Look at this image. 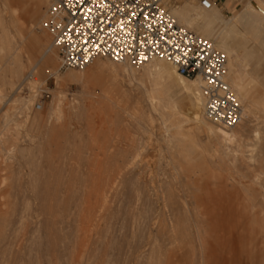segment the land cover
<instances>
[{
    "label": "rangeland",
    "instance_id": "obj_1",
    "mask_svg": "<svg viewBox=\"0 0 264 264\" xmlns=\"http://www.w3.org/2000/svg\"><path fill=\"white\" fill-rule=\"evenodd\" d=\"M47 1V5L42 4L40 7L32 0H7L8 5L5 7L7 13L13 7L18 9L17 21L26 23L30 33L19 48L24 68L20 82L8 83L11 75L7 70L13 65V60L6 59L8 50L0 53L2 75L0 178L3 176L7 178L9 211L14 207L15 214L21 215L24 207L33 205L30 209L33 211L37 209L38 214L36 212V216L34 214L32 219L29 218L23 230H18L14 236L12 229L16 225L12 224L14 227L10 225V230L9 224L0 221V264H201L203 257L200 244L197 242L195 218L198 220L200 230L207 229L208 224L213 225L206 232L209 236L206 245L213 246L211 251L215 256L205 264H264V203L259 195L261 191L264 194L262 119L254 117L244 137L242 144L246 158L242 159L239 155L234 160V166L227 159L226 162L222 160L224 163L222 164L217 156L213 155V158L209 153L205 155L207 153L205 134L200 133L193 125L192 117L190 119L196 102L191 95L181 92L180 84L176 80L178 73L172 66L167 65V62L163 61L165 65L172 67L170 73L164 72V75L159 77L158 68L154 70L152 68L151 71L154 73L150 74L149 80L142 83L140 79L144 73L143 66H131L133 69L129 66L130 69L125 71L127 74L124 72L122 76L115 73L112 75L115 63L106 59L95 61L97 62L95 64H99L97 67L105 69L103 72L93 71L94 65L86 67L82 73H78L81 70L59 71V53L52 47L55 64L50 60L52 62L50 64L54 66L48 70L44 66V61L38 59L39 51L30 47L31 43L44 33L50 43L52 42L51 36L44 28L50 7V0ZM202 1L164 0V5L169 12L176 8L191 10L195 14L192 18L195 23L200 22L203 16L213 19L216 33L222 31L225 47L237 51L243 63L248 64L246 72L250 83L246 82V85L251 97L255 96L257 106L255 113L263 117L264 0H208L216 6L212 7L213 9H205ZM1 3L0 0V6ZM37 11L43 14L41 21L32 19ZM229 20L232 22L226 26ZM192 27V31L202 36L194 28V24ZM206 40L213 42L216 48L219 47L218 42L213 39ZM217 49L225 53L222 49ZM230 59L228 57L229 64ZM108 69H112V73H109ZM130 70H133V73ZM29 73H33V81L26 79ZM84 73L90 74L87 76L88 82L84 84L69 78L71 74ZM57 80L62 84L56 85ZM18 84L20 89L16 90ZM155 87L163 89L165 99L175 108V115L167 116L169 119L166 116L159 117L160 114L155 110L153 102L155 101L157 105L158 98L153 100L147 97V91ZM42 90L45 93L33 98L37 91ZM62 95L65 98L61 101L64 100L63 104H66V107L89 98L90 101L95 100L101 104L95 101L84 102V111L82 110L79 116L66 112L68 118L61 127H56L60 130L55 129L49 134L42 128L47 123L48 125L54 123V119L49 120L48 113L51 104ZM21 101L29 102L26 108H21ZM38 102L42 104L40 111L34 109ZM140 109L146 113L144 118L147 117L140 122L143 126H140L141 131L135 126L137 123L133 119L138 118ZM118 115L123 124L133 119L134 126L132 124L125 128L117 119ZM179 115L184 119L180 120ZM164 118L167 120H163ZM187 119L192 120L191 123ZM168 120L170 121L166 122ZM170 125L179 126L187 135L183 138H186L183 139L182 135L177 142L168 140L172 132L167 131ZM254 129L261 131L259 138H252L251 133ZM190 135L192 141L188 140ZM185 141H189L190 144L188 142L185 144ZM13 146L31 149L29 164H24L20 172L10 160H6ZM186 147L191 151L185 149ZM200 153L203 154L199 155ZM126 164L134 171L131 179V175L129 178L118 175L121 168L129 166ZM256 173H260L259 183L250 184ZM239 179L244 185H251L252 190L254 189L250 197L238 186ZM114 182L116 185L114 188L118 184L122 186L118 185L117 190H113L115 193H112L110 185ZM36 195L42 199H37ZM43 199L44 202L38 201ZM41 202L44 208L38 205ZM258 202L261 205H257ZM170 204L175 208L179 204L177 208H182L181 212L188 208L185 218L190 219L191 226L185 223V219L183 224L181 222L180 225H174L172 229L168 223ZM253 205L256 209L252 207ZM198 208L204 209L203 212L201 210L202 213L198 212ZM70 209L73 213L70 214L73 216L76 214L74 218H70L72 215L69 216ZM208 212H211V217L210 214L208 216L209 221ZM197 214L201 215L202 219L201 217L199 219ZM87 220L92 221L90 222L92 224ZM67 221L72 223L69 225ZM64 222L65 224H62ZM184 224L187 225L184 227L182 226ZM86 232L88 235L85 236ZM180 232L183 237L175 240V236ZM6 233L8 237L5 240L3 236ZM201 233L203 234L202 230ZM167 237H173L174 240L169 241ZM222 237L224 239H221Z\"/></svg>",
    "mask_w": 264,
    "mask_h": 264
},
{
    "label": "bare ground",
    "instance_id": "obj_2",
    "mask_svg": "<svg viewBox=\"0 0 264 264\" xmlns=\"http://www.w3.org/2000/svg\"><path fill=\"white\" fill-rule=\"evenodd\" d=\"M2 3H1V6H0V53L1 51L3 50H8V55L6 57V59L8 60H13V65L10 67V69H8V73L10 72V75L11 77L9 78L8 80V83L10 82V84H15V83H18L20 82V80L22 79V76L24 75L23 74V71H24V68L22 66V63H21V56H20V45L22 44L24 38L30 33V29H28V27L26 26V23L24 22H18L17 19H18V9L17 8H11L10 11H8V13L6 12V9L5 7L8 5L7 4V0H1ZM35 4H38L40 7H42V4L44 5H47L46 3H48L47 0H32ZM252 1V0H251ZM255 3V1L253 2ZM255 5V4H254ZM261 5V4H260ZM203 6V5H202ZM212 6V4H211ZM204 7V6H203ZM20 8V7H19ZM205 8V7H204ZM257 8V7H256ZM39 9V8H38ZM207 9V8H205ZM208 9H213V8H208ZM20 10V9H19ZM41 12V11H40ZM37 11V14L33 15V20L34 21H41L42 20V13H40ZM43 12V11H42ZM172 12V13H171ZM170 12V14L172 15V17L176 20V22L185 27V28H189V30L191 29L192 31V26L194 24V28H196L198 30V32L204 36L206 39H213L215 42H218L219 44V47L217 48H220L222 49L225 53V56L231 58L230 59V64L228 63L227 64V76H226V81L227 83L229 84L230 88H231V91L233 92V94L237 97V99L239 100L240 104L242 105V108H243V114H242V120L240 121V123L238 125H236L235 127L233 128H230V129H226V128H223L221 127L220 125L218 124H215L207 115V99L204 95V86H205V81L201 78V77H197L195 79H187L185 78L184 76L180 75L176 70V72L178 74H176V80L177 82L180 84L179 88L181 90L182 93L184 94H189L191 95L195 102H196V108L193 109V112H192V116L190 115V119L192 117V120H193V125L195 126V128L200 131V133H204L205 134V137H206V146H207V153L205 154L206 156L211 154L210 157H212L213 155L214 156H217L223 163L222 160H228L229 162H231V165L234 166V160H236V158L240 155L242 157V159H245L246 156H244V151H243V141H244V137L246 135V133L248 132L249 130V127H250V123L252 122V119L254 117H257V119L261 118L262 119V122L264 124V116L261 117V116H258L255 112L257 111V106H256V102L254 101L255 100V96L254 97H251V94L249 92V89L246 85V82L247 83H250V80H249V76L246 72V68L248 67V64H244L243 63V60L241 59L239 53H237V51L233 50V49H230V48H226L225 47V41L224 39H222V36H221V32L219 33H216V28H214V21L211 17L209 16H203V19L198 22V23H195L193 21V16H195V14H193V12H191V10H187V9H183V10H178L177 8L176 9H172V11ZM42 14V15H41ZM41 15V17L39 16ZM22 18V17H21ZM41 18V19H40ZM232 20V19H231ZM231 20L227 21V23L225 24L227 26V24H229L230 22H232ZM23 21V20H22ZM220 27V26H219ZM225 29V28H224ZM222 29V30H224ZM194 32V31H192ZM195 33V32H194ZM197 34V33H196ZM35 36V35H33ZM200 36V35H199ZM201 36V37H202ZM203 38V37H202ZM213 43V42H212ZM214 47L216 48L215 44L213 43ZM24 46V45H23ZM30 47L34 50H38L39 51V54H40V57L38 58L40 61H44V66L45 68H47L48 70L54 66L50 63H52L51 61L53 60V64L54 63V58H52V47L55 48L54 44H53V41L50 43L49 41V38L48 36L46 35V33H44L43 35H41L39 38L36 39V41H34V43H31ZM57 50V49H56ZM219 50V49H218ZM220 51V50H219ZM222 52V51H221ZM6 53V54H7ZM14 53V55H13ZM223 53V52H222ZM228 57H227V60H228ZM24 58V57H23ZM31 59V58H30ZM51 60V61H50ZM98 60V59H96ZM96 60H94L90 65H94V70L92 67H90V69L92 68L93 71L95 72H103L105 71V69L103 68H100V67H97L99 64H95L97 62H95ZM108 60V59H106ZM46 61V62H45ZM50 61V62H49ZM110 61V60H109ZM164 60H152L150 62H148L147 64L143 65L144 69L142 70L144 73L142 74V77L140 79V81L142 83H144L146 80H149V76L150 74L153 72L151 71V69L153 68H158L157 70V74L159 77H162L164 75V72H167V73H170L171 71V68L173 67L170 63H168L167 61V65L169 66H172L171 68L168 67L167 65L164 64L163 62ZM39 62V61H38ZM112 62V61H111ZM114 63V62H112ZM116 64V65H115ZM114 66H113V74L112 75H121L127 71L128 69H130V65L128 64H119V63H115ZM25 65V64H24ZM89 65V66H90ZM5 66V65H4ZM8 66V65H7ZM57 66V65H56ZM130 66V67H129ZM6 67V66H5ZM88 67V66H87ZM105 67V66H104ZM141 67V66H140ZM85 69V68H84ZM87 69V68H86ZM88 69V72L89 70ZM131 69H133L131 67ZM175 68L173 67V70ZM44 70V69H43ZM78 70H81L80 72L78 73H82L83 69H78ZM110 70V69H108ZM112 70V69H111ZM111 70L109 71V73H112ZM1 71V70H0ZM59 71H60V57H59ZM131 73H133L132 71L133 70H130ZM174 71V72H175ZM31 72V71H30ZM86 72V73H88ZM175 72V73H176ZM56 73H59L58 71H56ZM80 74V75H75V74H71V76L69 77L72 81H76V82H80L82 84L86 83V81L88 82L87 80V76L90 75V74ZM92 73V72H91ZM107 73V72H106ZM109 73L107 75H109ZM115 73V74H114ZM126 73V72H125ZM128 73V72H127ZM126 73V74H127ZM136 73V72H135ZM134 73V74H135ZM154 73V72H153ZM100 74V73H99ZM104 74V73H103ZM156 74V73H155ZM166 74V73H165ZM1 75V74H0ZM54 75V74H53ZM92 75V74H91ZM93 76V75H92ZM2 77V75L0 76V78ZM115 77V76H114ZM152 77V75H151ZM154 77V75H153ZM152 77V78H153ZM156 77V76H155ZM26 79H31L32 81L34 80V75L33 73H29L27 78ZM93 79V78H92ZM7 80V79H6ZM91 81V79H89ZM90 83V82H89ZM147 83V82H146ZM62 84L61 81L57 80L56 81V85H60ZM146 85V84H145ZM2 86L0 85V94L2 93ZM17 89H20L19 88V84L18 86L16 87V90ZM42 93H45L43 90L42 91H37L34 95L33 98H37L39 96H41ZM126 93V91H125ZM148 93V98L149 99H155V98H158V104L156 105L155 101L153 102L155 105H153L155 107V110L157 111V113H159V117L162 116V118L164 116H173L175 115V108L173 107V104L165 99L164 97V91L162 88H159V87H155V88H151L147 91ZM253 93V92H252ZM87 94V93H86ZM256 95V94H255ZM33 96V95H32ZM92 96V95H91ZM126 96V95H125ZM90 97V96H89ZM56 98V97H55ZM62 98H65L64 95H62L61 97H57L56 101L54 103H52L50 106V112L48 113V118L49 120H53L54 119V123L53 124H50L48 125V123L46 125L43 126L42 130L44 129L45 131H47L49 134L52 133V131H55L56 127H61L62 124H64V121L66 120L67 117V114H73L75 113V115L79 116L83 110V106H84V102L86 103L87 102H90V103H94L95 100L93 101H90L89 99H85V100H81L80 102L78 103H74L72 105H68L67 107L63 104V101H61ZM92 98V97H91ZM32 99V98H31ZM99 100V99H98ZM27 102L28 101H21L20 102V106L22 109L26 108L27 106ZM96 103L98 104H101L99 103L98 101H95ZM101 102V100H100ZM29 103V102H28ZM264 106V105H263ZM34 109L36 111H40L42 110V104H41V108L39 110H37L34 106ZM152 109V107H151ZM167 110L168 112L167 113H164L165 110ZM264 109V108H263ZM262 110V109H261ZM84 111V110H83ZM154 111V110H153ZM67 112V114H66ZM262 112V111H261ZM144 113L145 111L140 109L139 112H138V118L137 117H134V121L137 123H135L136 125L135 126H138V129L140 130V126L143 127L141 125V120L143 119H147L144 118ZM146 114V113H145ZM127 116V115H126ZM132 116V115H131ZM137 116V115H136ZM180 116V115H179ZM119 122L121 124H123V121L120 120V116L118 115L117 116ZM128 117V116H127ZM168 118V117H167ZM180 120H182V116H180ZM124 119V118H123ZM122 119V120H123ZM130 119V118H129ZM133 119L131 122L128 121V123L126 122L125 124H123L125 126V128L129 127L130 125L133 124L134 126V123H133ZM169 119V118H168ZM173 119V117H172ZM171 119V120H172ZM184 119V118H183ZM190 119H187V120H190ZM48 120V121H49ZM149 120V119H148ZM163 120H167V119H163ZM178 119V121H180ZM190 120V123L191 121ZM170 120L166 121V122H169ZM173 121V120H172ZM171 121V122H172ZM186 121V120H185ZM118 122V121H117ZM146 122V121H145ZM164 122V121H163ZM182 122V121H181ZM189 122V121H188ZM43 123V122H42ZM52 123V122H51ZM119 123V124H120ZM35 125H37L36 123H33ZM40 124V123H39ZM118 124V125H119ZM172 124V123H171ZM181 124V123H180ZM117 125V124H116ZM38 126V125H37ZM168 126V125H167ZM172 125H170L171 127ZM169 127V129L172 128V130H167V131H172L170 133V140L171 142H177L179 141V136H182V138L184 136H187L185 134V132H183L179 126L177 125H173L171 128ZM137 128V127H136ZM59 129V128H58ZM56 129V130H58ZM63 129V128H62ZM129 129V128H128ZM127 129V130H128ZM138 129H137V132H138ZM167 129V128H166ZM194 129V128H193ZM43 130V131H44ZM60 130V129H59ZM134 131V129H131ZM120 131V130H119ZM141 131V130H140ZM139 131V132H140ZM143 131V130H142ZM166 133V132H165ZM197 134V133H196ZM260 134H261V131L259 129H254L251 133V136L253 139H256V138H259L260 137ZM46 135V133H45ZM48 135V134H47ZM195 135V134H194ZM168 137V136H167ZM192 136L190 135V137L188 136V140H191L192 141ZM186 138V137H185ZM183 138V139H185ZM167 140V139H166ZM194 140V139H193ZM139 141V140H138ZM140 142V141H139ZM167 142V141H165ZM186 142L189 143V141H185V144ZM180 143V142H178ZM177 143V144H178ZM195 143V142H194ZM192 143V144H194ZM142 144V143H141ZM144 144V143H143ZM184 144V145H185ZM190 144V143H189ZM181 145V144H180ZM188 145V144H187ZM144 146V145H143ZM193 146V145H192ZM140 147V146H138ZM183 147V146H182ZM184 148V147H183ZM188 147H186L185 149H187ZM197 148V147H196ZM189 149V148H188ZM118 150V149H117ZM138 150V149H137ZM177 150V149H176ZM190 150V149H189ZM197 150V149H196ZM203 150V149H202ZM173 151V150H172ZM191 151V150H190ZM179 152V151H178ZM30 153H31V149L29 148H26V147H19V146H13V148L10 149L8 155L6 156V160H10V163H13V165H15L17 168H18V171L20 169L23 168L24 164H29L28 163V160H29V157H30ZM117 153V152H116ZM175 153V152H174ZM194 153H195V150H194ZM179 154V153H178ZM188 154V153H187ZM203 153H200L199 155H202ZM183 155V153H182ZM205 156V158H206ZM213 156V158H214ZM141 157V156H140ZM186 157V155H185ZM188 157V156H187ZM200 157V156H198ZM204 157V155L202 156ZM209 157V158H210ZM213 158H210L212 160H214ZM217 158V159H218ZM176 159V158H175ZM208 159L209 161H212ZM216 159V158H215ZM219 159H218V163H219ZM177 161V160H176ZM179 161V160H178ZM177 161V162H178ZM193 161V160H192ZM196 162V161H195ZM213 162V161H212ZM226 162V161H225ZM7 163V162H6ZM5 163V164H6ZM180 163V162H179ZM230 164V163H229ZM9 165V164H8ZM126 165H129V164H126ZM7 166V165H5ZM132 166V165H131ZM216 166V165H215ZM225 166V165H224ZM8 167V166H7ZM7 167H5L7 169ZM10 167V166H9ZM127 167V166H126ZM214 167V166H213ZM15 168V167H14ZM139 168V167H138ZM13 169V168H12ZM216 170V169H215ZM2 171L4 172L5 169H2ZM118 171V170H117ZM201 171V170H200ZM20 172V171H19ZM18 172V173H19ZM134 171H132V168H130V165L125 168H121L120 170V173H118L119 177H127L128 178L130 177V179L132 178V175L134 174L133 173ZM195 172V171H194ZM193 172V174H194ZM238 172V170L236 171ZM197 174V173H196ZM148 175V174H147ZM188 175V174H187ZM177 176V175H176ZM118 177V176H117ZM135 177V175H134ZM123 179V178H121ZM120 179V180H121ZM173 179V178H172ZM171 180V179H170ZM123 181V180H122ZM128 181V180H127ZM147 181V180H146ZM167 181V180H166ZM174 181V180H173ZM260 181V173H256L253 175L252 177V180H251V183L250 184H256V183H259ZM117 182H121V181H117ZM116 182V183H117ZM180 182V180H179ZM183 182V181H182ZM6 183H7V178L5 176L1 177L0 178V221L2 220L3 223L5 224H9V229L11 230V226L12 224H15L16 226L14 227L13 225V229H12V235L14 236L16 232H18V230H21L26 222L28 223L27 220L32 219L31 217L35 214L36 216V212L38 214V210L36 209L35 211L31 210L30 207L32 208V206H29L27 205L26 207H24V210H22L23 212L21 213V215H17L15 214V211H14V207H12L11 211H9V203H8V200H9V196L7 194V191H6ZM129 183V182H127ZM176 183V182H175ZM237 183L239 184L238 186H240V188H242L247 194L248 196L250 197L252 195V187L251 185H244L243 182L241 181V179H239V181H237ZM114 185H115V182L114 183H111L110 185V188L112 189V191L115 189L117 190V188L119 187L118 184L116 188H114ZM133 185V184H132ZM148 185V184H147ZM116 186V185H115ZM122 186V185H120ZM124 186V185H123ZM134 186V185H133ZM146 187V186H145ZM194 187V186H193ZM110 188L109 191L111 190ZM144 188V187H143ZM190 188V186H189ZM195 188V187H194ZM131 189V188H130ZM146 189V188H145ZM150 189V188H149ZM193 189V188H192ZM264 189V188H263ZM114 190V191H115ZM141 190V189H140ZM139 190V191H140ZM183 190V189H182ZM181 190V191H182ZM191 190V189H190ZM194 190V189H193ZM197 190V189H195ZM37 191V190H35ZM101 191V190H100ZM108 191V190H107ZM112 192V193H115V192ZM122 191V190H121ZM132 191V190H131ZM264 191V190H263ZM150 192V191H149ZM255 192V191H254ZM262 192V191H261ZM259 195H261L260 199H262V203H264V194L261 193ZM102 193H104V191L102 190ZM140 193V192H139ZM106 194V193H105ZM141 194V193H140ZM101 195V194H100ZM40 196V195H39ZM103 196V195H101ZM37 199H42V197H38V195H36ZM47 197V195H46ZM45 197V198H46ZM147 197V196H146ZM256 197V196H255ZM252 198V197H251ZM257 198V197H256ZM27 199V198H26ZM35 199V198H34ZM48 199V198H46ZM164 199V198H163ZM254 199V197L252 198ZM251 199V200H252ZM32 200V199H31ZM87 200V198H86ZM90 200V199H89ZM250 200V199H249ZM34 201V200H33ZM32 201V202H33ZM38 201H43L44 202V199L43 200H38ZM37 201V202H38ZM48 201V200H47ZM54 201V200H53ZM60 201V200H58ZM85 201V199H84ZM166 201V200H164ZM174 201V200H173ZM242 201V200H241ZM258 201V200H257ZM256 201V202H257ZM36 202V201H35ZM253 202V201H252ZM48 203V202H47ZM46 203V204H47ZM28 204V203H27ZM73 204V203H72ZM78 204V203H77ZM89 204V203H88ZM164 203H162L163 205ZM175 205V203H173ZM185 204H186V201H185ZM194 204V203H193ZM243 204V203H242ZM257 205H261L258 203H256ZM40 205V207H45L44 204L43 206L42 205V202L41 204H38ZM70 205V203L68 204ZM74 205V204H73ZM81 205V204H80ZM166 205V204H165ZM174 205L171 206L170 204V208H171V213H170V216L168 217L169 218V221L168 223H170V226L173 227L172 229H174V225H180L179 223L182 222V224L184 223L185 221V217L187 216L186 215V210L188 209H184V214H181V210L182 208L180 209L179 207L177 208V204L176 205V208L174 207ZM247 205V204H246ZM251 206V204H249ZM37 206V205H36ZM47 206V205H46ZM147 206V204H146ZM187 206V205H186ZM199 206V205H197ZM234 206V205H233ZM243 206V205H242ZM48 207L50 208V206L48 205ZM57 207V206H56ZM59 207V205H58ZM57 207V208H58ZM66 207V206H64ZM79 207V205H78ZM82 207V206H81ZM149 207V206H148ZM169 207V206H167ZM166 207V208H167ZM181 207V206H180ZM183 207V206H182ZM253 208H255V205L252 206ZM261 207V206H260ZM34 208V207H33ZM38 208V207H37ZM70 208V207H69ZM84 208V207H83ZM91 208V207H90ZM248 208V206H247ZM252 208V209H253ZM40 209V208H38ZM52 209V208H50ZM67 209V208H66ZM81 209V208H80ZM87 209V208H86ZM168 209V208H167ZM194 209V208H193ZM256 209V208H255ZM49 210V209H48ZM82 210V209H81ZM155 210V209H154ZM201 210V209H200ZM199 208L197 209L198 212H200ZM204 210V209H202ZM201 210V211H202ZM262 210V209H261ZM41 211V210H40ZM53 210H51L52 212ZM150 211V210H149ZM164 211V210H163ZM196 211V212H197ZM46 212V211H44ZM50 212V211H49ZM48 212V214H49ZM76 212V211H75ZM86 212V211H84ZM203 212V211H202ZM200 212V213H202ZM206 212V210H205ZM234 212V211H233ZM41 213V212H40ZM69 213V216L72 215L73 213L71 212V209H70V212ZM72 213V214H70ZM187 213L189 214V211H187ZM195 213V212H194ZM211 212H208V215L207 217L209 216ZM237 213V212H236ZM199 214V213H198ZM197 214V216H198ZM231 214V213H230ZM40 215V214H39ZM163 215V214H162ZM183 215V216H182ZM203 215V214H202ZM213 215V214H212ZM9 216V217H8ZM74 216H76V214H74ZM74 216H70V218H74ZM181 216H182V219H181ZM205 216V214L203 215ZM10 217H15L14 220H12V218ZM201 217L202 219V216H198V218ZM210 217H211V214H210ZM200 219V218H199ZM208 221H209V217L207 218ZM213 219V218H212ZM234 219V218H233ZM16 220V221H15ZM64 220V218H63ZM70 220V219H69ZM74 220V219H73ZM92 220V219H90ZM183 220V221H181ZM203 220H204V217H203ZM59 221L62 222V220L60 219ZM89 221V220H87ZM261 221H263L261 219ZM48 222V221H47ZM66 222V220H65ZM62 223V224H65ZM69 222V221H67ZM71 222V221H70ZM70 222H69V225H70ZM92 222V221H89V223ZM205 222V221H204ZM72 223V222H71ZM88 222H86L87 224ZM100 223V222H99ZM144 223V222H143ZM185 223H187L188 225H190V219H186ZM190 223V224H189ZM242 223V222H241ZM73 224L74 221H73ZM72 224V225H73ZM92 224V223H90ZM148 224V223H147ZM162 224V223H160ZM187 224H184L182 226H186ZM194 224H195V227L197 228H194L196 229L197 231V238H198V241L199 244H200V249H201V255H202V263L201 264H205L207 261L211 260L214 256H215V253L212 250L213 246H207L206 245V241H207V238L209 237L208 234H206L207 230L211 229L213 227L212 223L209 225L208 224V227L207 229L204 228V229H201L203 231V234L201 233V230L199 229L198 227V220L195 218L194 220ZM214 224V223H213ZM67 225V224H66ZM68 225V226H69ZM89 225V224H88ZM144 225V224H143ZM167 225V224H165ZM218 225V224H217ZM149 226V225H148ZM191 226V225H190ZM7 227V229H8ZM89 227V226H88ZM92 227V226H91ZM180 227V226H179ZM193 227V226H192ZM211 227V228H210ZM90 228V227H89ZM88 228V230H89ZM176 228V227H175ZM187 228V227H186ZM80 229V228H79ZM78 229V230H79ZM180 229V228H179ZM23 230V229H22ZM83 230H86V229H83ZM184 231V229H182ZM82 231V230H81ZM80 231V232H81ZM87 231V230H86ZM91 231V230H90ZM93 231V230H92ZM97 231V230H96ZM11 232V231H9ZM84 232V231H83ZM192 232V231H191ZM82 233V232H81ZM93 233V232H91ZM85 234V233H84ZM95 234V233H94ZM193 234V233H192ZM196 234V232H195ZM88 235L87 232L85 234V236ZM90 235V234H89ZM170 235V234H169ZM168 235V236H169ZM172 235V234H171ZM179 235L181 237H179ZM188 236V235H187ZM242 236V235H241ZM240 238L242 239L243 236ZM5 240L7 239L8 237V234L6 233L5 236ZM66 237V236H65ZM171 237V236H170ZM170 237H167L168 240L170 241H173V237L170 238ZM183 237V234L180 232V234L178 233L177 236H175V240H178V238H182ZM191 237V236H190ZM192 238V237H191ZM51 239V238H50ZM221 239H224L223 237ZM4 240V238H3ZM60 240V239H59ZM64 240V239H63ZM140 240V239H139ZM58 241V240H57ZM62 241V240H61ZM193 241V240H192ZM60 242V241H58ZM70 242V241H69ZM145 242V241H144ZM143 242V243H144ZM67 245V244H66ZM70 245V244H69ZM62 246V245H61ZM68 248V247H67ZM157 251V249H156ZM154 252V250H153ZM152 252V254H153ZM155 253V252H154ZM159 253V252H158ZM61 255V254H60ZM66 255V254H65ZM146 255V254H145ZM158 255V254H157ZM64 256V255H63ZM149 256V255H148ZM147 256V257H148ZM207 256V257H206ZM208 258L207 259H205ZM154 258V257H153ZM158 259V258H157ZM153 260V259H152ZM157 262V261H156ZM154 263V262H153ZM142 264V263H140Z\"/></svg>",
    "mask_w": 264,
    "mask_h": 264
},
{
    "label": "built area",
    "instance_id": "obj_3",
    "mask_svg": "<svg viewBox=\"0 0 264 264\" xmlns=\"http://www.w3.org/2000/svg\"><path fill=\"white\" fill-rule=\"evenodd\" d=\"M211 4L202 1L207 9ZM44 28L60 71L84 69L96 59L134 67L164 60L185 78L205 81L207 115L215 124L230 129L242 120V105L226 81L227 57L179 25L164 0H50Z\"/></svg>",
    "mask_w": 264,
    "mask_h": 264
},
{
    "label": "crops",
    "instance_id": "obj_4",
    "mask_svg": "<svg viewBox=\"0 0 264 264\" xmlns=\"http://www.w3.org/2000/svg\"><path fill=\"white\" fill-rule=\"evenodd\" d=\"M212 7H216V6H213V4H212L211 8H212Z\"/></svg>",
    "mask_w": 264,
    "mask_h": 264
}]
</instances>
